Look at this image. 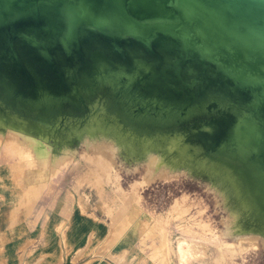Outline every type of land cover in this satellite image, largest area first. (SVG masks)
Wrapping results in <instances>:
<instances>
[{
  "label": "bare ground",
  "instance_id": "1",
  "mask_svg": "<svg viewBox=\"0 0 264 264\" xmlns=\"http://www.w3.org/2000/svg\"><path fill=\"white\" fill-rule=\"evenodd\" d=\"M9 1L12 15L23 13V17L12 22V15L3 14L8 1H0V21L6 17L0 33L10 28H39L52 48L49 52L40 40L20 35L14 37L21 52L18 65L11 62L8 49L0 53L4 60L0 61V114L32 129L38 130L41 122L49 124L43 127L47 131L39 127L45 135L33 138L28 132L26 139H35L30 143L36 154L45 156L59 148L64 141L62 131H70L66 128L69 121L82 122L90 114L98 117L107 102L109 127L102 130H109L113 149L123 148L145 158L149 150L163 154L164 162L170 164L174 161L171 150H175L170 139L208 134L202 139L206 153L201 155L198 148L196 157L193 149H187L195 157H189L179 169L206 173L214 180L213 186L225 193V203L232 209L239 206L249 216L248 227L264 230V216L258 213L253 218L250 208L246 211L237 183V178L242 179L246 193L242 195L253 200V180L259 191L256 196L264 200V0H198L231 32L233 48L226 51L200 38L192 27L194 18H180L171 0H123L127 9L154 5L157 13L151 12L157 17L134 20L137 33L82 22L77 32L83 30L87 36L80 41L69 36L76 22L74 14L67 13L58 31H53L49 25L42 26L43 14L35 7L39 0ZM65 1L57 0L62 4L60 10L67 7L69 1ZM0 39L2 50L5 42ZM21 59L37 68L24 67ZM12 123L10 120V125H16ZM73 138L86 144L73 133L65 140L67 146ZM49 140L58 147L38 149ZM24 143L21 138L16 141L19 146ZM221 165L231 169L222 175L215 169Z\"/></svg>",
  "mask_w": 264,
  "mask_h": 264
},
{
  "label": "rangeland",
  "instance_id": "2",
  "mask_svg": "<svg viewBox=\"0 0 264 264\" xmlns=\"http://www.w3.org/2000/svg\"><path fill=\"white\" fill-rule=\"evenodd\" d=\"M108 104L101 106L102 113L98 117L90 114L82 122L69 121L66 128L70 133L62 131L64 141L59 148L53 140L39 145L38 149L57 148L45 156L36 154L30 142H35L33 138L42 135L49 124L29 118L40 121V128L45 127L42 131L38 127L39 132L37 127L32 129L27 125L31 129L26 130L25 123L0 114V121L4 123L3 126L0 123V210L5 206L8 208L7 201L13 200L12 197L9 200L7 189L12 187L22 193L16 203L24 217L32 213L33 201L37 216L42 220L47 211L63 207L66 200V206L75 204L81 212L108 219L115 227L141 228L142 241L159 239L161 245L173 251L177 264H264V230L248 227L249 216L239 206L232 209L226 204L225 193L219 186H213L214 180L206 173L194 168L179 169L195 155V151H200L201 155L206 153L207 146L204 149L206 143L202 139L206 140L208 134L197 135L202 141L197 136L170 139L171 149L175 148L171 150L174 161L170 164L164 162L163 154L156 155L149 150L145 158L123 148L113 149L109 130H102L109 127ZM10 120L16 125H10ZM22 127L26 128V135ZM28 132L33 135L29 140L26 139ZM68 133L78 135L86 144L73 138L67 146ZM19 138L26 143L17 145ZM198 140L202 142L199 145ZM187 149H193L194 155ZM215 169L223 175L231 168L221 165ZM237 181L248 206L246 211L250 208L253 218L258 213L264 216V200L256 196L259 192L256 183L252 180L250 192L255 199L251 197V200L242 195L246 194L242 179L237 178ZM31 187L34 194L28 195ZM18 218L19 214L12 222ZM262 227L264 229V224Z\"/></svg>",
  "mask_w": 264,
  "mask_h": 264
},
{
  "label": "crops",
  "instance_id": "3",
  "mask_svg": "<svg viewBox=\"0 0 264 264\" xmlns=\"http://www.w3.org/2000/svg\"><path fill=\"white\" fill-rule=\"evenodd\" d=\"M7 189L9 200H13L0 210L3 264H177L173 251L159 239L143 242L141 228L115 227L108 219L81 212L75 204L66 206V200L63 207L47 211L42 220L33 201L32 213L24 217L16 203L22 193ZM33 190H28V195L34 194Z\"/></svg>",
  "mask_w": 264,
  "mask_h": 264
},
{
  "label": "water",
  "instance_id": "4",
  "mask_svg": "<svg viewBox=\"0 0 264 264\" xmlns=\"http://www.w3.org/2000/svg\"><path fill=\"white\" fill-rule=\"evenodd\" d=\"M3 4L6 3L5 14L6 17L12 15V5L9 0H0ZM69 1V2H68ZM0 2V5L2 6ZM67 7L65 10L61 8L62 4L58 3L57 0H39L36 3L35 7L40 9L43 14L41 23L43 27L50 26V29L53 31H58L59 25L61 24V19L67 15L74 14L75 16V24L73 25L70 37H75L77 41H80L83 37L87 36L85 31L77 32V29L80 26H77L80 23H87L88 25L95 26L99 29L107 28H116L123 32H138L137 26L134 24V20L139 17L152 16L156 18L155 14L151 11H156L154 5H148L146 7L141 6H132L129 9L126 8L123 0H67ZM173 8L176 10V14L180 16L182 19L194 18V22L192 27L196 28V34L205 39L207 42L212 43L214 46H218L221 50L226 51L228 48H233L232 43L233 36L227 30H224L222 26H220L219 22L215 20L214 12L209 11L198 2V0H171ZM97 5V6H96ZM101 5V6H99ZM4 6V5H3ZM76 9V10H75ZM60 11V12H59ZM79 12V15H78ZM153 13V14H152ZM157 13V11H156ZM6 17L4 21H0V28L5 27ZM23 17V13H15V15L10 16V19L15 20L16 18ZM86 27V26H84ZM29 36L35 40H40L41 46L47 47V51L52 52V48H50L46 43L45 39H43V34L40 33L39 28L35 30L31 29H12L4 30L0 33V38L3 37L5 42V46L0 49V53L7 52V49L11 56V62L17 64L18 57L20 59V50L14 41V37L16 36ZM7 38V41L5 40ZM1 41V39H0ZM236 49L239 48V44L235 43ZM1 48V47H0ZM242 51V50H240ZM0 61H4L0 58ZM22 61V59H21ZM22 61L24 67L27 65L34 66L31 62L26 63Z\"/></svg>",
  "mask_w": 264,
  "mask_h": 264
}]
</instances>
